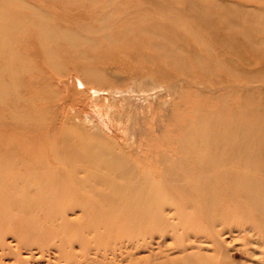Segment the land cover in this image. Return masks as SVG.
<instances>
[{
  "label": "rangeland",
  "instance_id": "obj_1",
  "mask_svg": "<svg viewBox=\"0 0 264 264\" xmlns=\"http://www.w3.org/2000/svg\"><path fill=\"white\" fill-rule=\"evenodd\" d=\"M0 264H264V0H0Z\"/></svg>",
  "mask_w": 264,
  "mask_h": 264
}]
</instances>
